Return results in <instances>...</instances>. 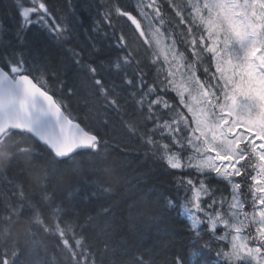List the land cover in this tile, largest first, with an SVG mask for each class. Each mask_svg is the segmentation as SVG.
Wrapping results in <instances>:
<instances>
[{"label":"snow or ice","instance_id":"6c2138e0","mask_svg":"<svg viewBox=\"0 0 264 264\" xmlns=\"http://www.w3.org/2000/svg\"><path fill=\"white\" fill-rule=\"evenodd\" d=\"M15 5L19 19L13 21L14 28L0 19V44L10 43L4 40L7 33L23 43L34 24L58 42L70 41L71 15L89 42L87 51L68 48L73 62L86 71L79 78L80 88L87 89L91 78L95 91L104 97V107L114 110L130 135L105 139L82 127L62 98L78 94V88L64 79L66 69L29 66L24 53L17 51L0 57V137L27 136L35 149L37 142L44 146L43 152H34L37 159L51 153L61 165L78 157L77 168L101 150H118L126 163L128 153L145 148L146 157L188 173L176 178L180 206L190 221L186 255L165 254L157 261L156 254L145 249L144 255L151 259L142 256L133 264H208L206 254L214 255L211 264H264V0H109L107 4L66 0L64 8L52 0H15ZM179 46L190 51L191 59ZM149 68L156 69L151 83ZM201 68L202 77L197 75ZM108 70L115 71L120 84L106 86L97 78ZM50 81L56 82L55 92ZM16 84L22 95L13 91ZM117 88L124 93L123 104ZM169 92L175 93V101L165 98ZM36 95L47 101L52 122L35 115ZM131 115L141 118L134 127L126 122ZM101 123L115 130L111 118ZM132 137L140 143L134 144ZM48 175L54 176L55 170ZM210 178L220 183L211 184ZM139 183L137 178L129 191H138ZM14 187L21 203L9 202L8 214L23 209L39 221L42 206L48 207L55 214L52 234L71 250V264H98L87 236L74 230L81 217V229L94 227L99 217L108 221L99 264L126 243L125 238L114 239L116 204L101 206L95 216H83L84 202H94L111 187L83 176L59 202L51 184L36 192L39 202L26 196L21 185ZM147 203L151 219L159 218L157 199L148 198ZM174 203L166 198L167 206ZM133 206L128 204L127 211ZM127 219L132 223L134 218ZM171 242L165 237V244ZM21 256L17 248L0 245V264H21Z\"/></svg>","mask_w":264,"mask_h":264},{"label":"trees","instance_id":"16d2710c","mask_svg":"<svg viewBox=\"0 0 264 264\" xmlns=\"http://www.w3.org/2000/svg\"><path fill=\"white\" fill-rule=\"evenodd\" d=\"M65 2L66 0H52V3L58 8H64ZM81 2L82 0H74V4H80ZM108 2L109 0H104L103 2L97 0V3L107 4ZM165 9H167V5H165ZM167 11L169 15H173L170 9H167ZM0 19L3 20L8 28L15 27L13 21L19 19L15 0H0ZM69 23L72 39L63 43L58 42L39 24H34L27 31L23 43H18L11 33H7L4 36V40L10 41V43L0 44V57H3L4 52H8L11 55L14 52L21 51L24 53L26 64L29 66L33 63H38L43 65L48 71L59 68L66 69L64 79L67 80L68 84L78 88V94L75 96L65 94L62 98L67 104L68 110L76 117V121L82 127L91 128L95 134L103 136L105 139H111L116 136H129L127 128L119 125L114 110L104 107V97L95 91L91 78H88L89 87L87 89L80 88L79 78L85 77L86 71L73 62L74 58L68 48H81L87 51L89 42L83 30L78 25L72 23L71 15H69ZM37 36L40 37L38 41L36 40ZM114 54L115 52H113ZM147 71H149L148 80L151 83L156 69L149 68ZM97 78L102 79L106 86L111 85L113 82L116 84L121 83L120 78L114 70H108ZM45 79L49 78L45 77ZM55 83L53 81L49 83V86L53 87L54 92ZM116 91L121 93L120 102L123 104L124 100L122 97L124 93L122 89L117 88ZM55 94L60 95V93ZM165 98L169 99L170 102L176 99L172 92H169ZM182 111L184 110L182 109ZM109 118L116 122L115 130L113 127L104 126L101 123ZM140 119L139 115H131L126 117V122L129 127H134ZM146 127L151 128V123H148ZM29 140L31 139L27 136H8L0 140V149L4 150V154L12 156V163L9 167L0 171V173H3L0 175V225H6L12 220L31 217L33 220V233H43L49 242L48 250L43 254L42 261L39 255L33 256L32 264H53V262L54 264H71V250L62 245V241L58 239V236L55 237L52 234L55 214L48 207L42 206L39 221H37L34 213L24 212L23 209L13 214H8L7 212L6 205L9 202L16 205L21 203L18 196L19 189L15 188L14 184L21 185L26 196L32 197L36 202H39V196L36 195V192L40 189L32 191L27 187L22 178L24 168L15 162L17 154L24 150L25 142ZM132 141L134 144L140 143L136 137H132ZM116 142L114 139L111 140L112 145H115ZM163 142L167 143L168 141L165 140ZM36 148H34L32 141L31 156L33 162H43L48 159L52 161V166L49 167L48 173L55 170V175L49 176L50 180L45 184H51L56 192L57 202L66 197L68 191L83 176H86L89 180L101 182L105 187H111L112 191L110 193L100 196L94 202H84L87 206L83 216H95L101 206L107 207L111 204H116L117 206L113 221L115 229L114 239L120 240L121 238H125L126 243L119 244L116 247L115 254L104 258L103 264H113V262L115 264H124V262L133 264L135 260L140 259L142 256L145 261H148L151 258L144 255L145 249L153 251L156 254L157 261H162L165 254L184 255L190 236L188 228L190 222L183 215V208L180 206L181 196L179 195L180 189L176 184V178L181 175H188V173L180 170H170L163 161L154 159L151 156L146 157L145 148H139L137 151L128 153L126 163L121 156L124 154L118 150L112 148H109L107 151L101 150L93 156L91 162L82 160L79 168L75 164V160L79 159L78 157L74 158L70 163L64 161L60 165L51 153H48L43 159H37L34 152H43L44 146L37 142ZM62 168L70 171L74 179L70 183V186L63 190H58L53 186L52 180H54ZM18 171L21 174H18ZM111 177H118V181L114 182ZM137 178L140 179L139 190L129 191L131 185L137 183ZM9 181H12V183H9ZM211 181L209 180L210 183H212ZM142 196L147 197L141 202L140 198ZM169 197L175 201L172 206L166 205V198ZM148 198H156L158 201L159 207L157 211L159 218L157 219H151L153 213L150 205L147 203ZM130 203L134 206L128 212L127 205ZM128 216L134 218L132 223H129ZM66 218L71 221L73 218L72 214H68ZM107 222L105 218L99 217L95 222V228L92 225H86L81 229L79 225L84 224V218L81 217L76 220L74 228L76 232H82L87 236L86 243L91 245L90 251L95 252L98 264L101 259L100 251L98 250L104 248L102 241L106 238L104 225ZM165 237L172 238V242L165 244ZM0 245L12 246L7 243ZM15 248L20 250L22 254L21 264H27L28 257H26L24 250L18 247ZM204 258L208 261V264H211V261L215 259L213 254H206Z\"/></svg>","mask_w":264,"mask_h":264},{"label":"clouds","instance_id":"9594fccd","mask_svg":"<svg viewBox=\"0 0 264 264\" xmlns=\"http://www.w3.org/2000/svg\"><path fill=\"white\" fill-rule=\"evenodd\" d=\"M31 143L26 141L24 150L17 154L15 162L24 168L23 181L32 191H37L40 187L49 182L48 169L52 166L51 159L43 162H33L31 156ZM12 163V156L4 154V150L0 149V171L9 167ZM74 179L72 173L64 168L61 169L52 180L53 186L58 190H63L70 186ZM114 182L118 181V177H111ZM147 196H142L141 202ZM33 220L31 217H24L18 220H12L6 225H0V244H11L24 250L28 257L27 264H32V257L39 255L41 261L43 254L47 252L49 247L48 238L43 233H33Z\"/></svg>","mask_w":264,"mask_h":264},{"label":"water","instance_id":"95a60500","mask_svg":"<svg viewBox=\"0 0 264 264\" xmlns=\"http://www.w3.org/2000/svg\"><path fill=\"white\" fill-rule=\"evenodd\" d=\"M12 88L17 95H22V88L20 87V85H12ZM33 104L35 105L34 113L38 116L40 121L52 122L54 120L52 114L47 112V101L42 96L36 95L33 98Z\"/></svg>","mask_w":264,"mask_h":264},{"label":"rangeland","instance_id":"374dc122","mask_svg":"<svg viewBox=\"0 0 264 264\" xmlns=\"http://www.w3.org/2000/svg\"><path fill=\"white\" fill-rule=\"evenodd\" d=\"M98 1H102V2H103L104 0H98ZM179 50L182 51V52H184V54H185L186 56H188V54H189L188 57H189V59H191V54H190V51H189L188 49L179 46ZM213 70H214V69H213ZM197 75H200L201 77L203 76L202 68L198 70ZM172 94L175 95V93H173V92H172ZM184 112H185V115H190V114H188V113L186 112V110H184ZM216 182H217V184L220 183V181H219L218 179H216ZM183 213L185 214V212H183ZM185 215H186V214H185ZM186 216H187V215H186Z\"/></svg>","mask_w":264,"mask_h":264},{"label":"bare ground","instance_id":"6f19581e","mask_svg":"<svg viewBox=\"0 0 264 264\" xmlns=\"http://www.w3.org/2000/svg\"><path fill=\"white\" fill-rule=\"evenodd\" d=\"M45 216V215H44ZM24 255V254H23Z\"/></svg>","mask_w":264,"mask_h":264}]
</instances>
